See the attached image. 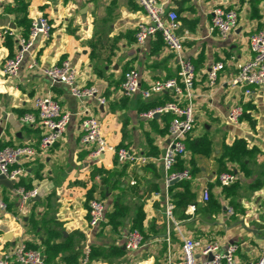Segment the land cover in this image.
Returning <instances> with one entry per match:
<instances>
[{
  "label": "crops",
  "instance_id": "1",
  "mask_svg": "<svg viewBox=\"0 0 264 264\" xmlns=\"http://www.w3.org/2000/svg\"><path fill=\"white\" fill-rule=\"evenodd\" d=\"M166 10L178 14L176 33L182 39V56L195 68L193 86L194 127L190 138L206 136L211 141L208 154L187 150L179 158L183 170L192 175L186 180L193 201L183 209L172 212L173 220L165 215V204L182 190L178 182L166 183V171L161 156L168 142V132L161 115L142 116V103L147 99L139 94L124 96L120 91L123 73L135 69L141 88L155 80L177 76L178 58L170 53L156 34L142 45L135 42L138 23L146 19L144 11L134 0H7L0 6V29L13 33L0 39V68L16 49V41L26 36L31 17L42 14L52 24L48 37H37L16 76L0 72V148L5 145L36 144L44 129L28 125L19 117L35 113L34 98L49 95L70 121L63 137L47 152L21 157L17 166L24 172L13 189L0 184V198L5 211L0 210V255L24 242L28 248L43 253L44 238L49 232L56 236L50 243H67V251L59 252L49 264H80L85 249H101L87 264H169L181 255L182 237L200 242H217L222 249L238 244L239 262L254 261L264 248V88L248 86L250 93L231 84L236 63L252 58L250 35L264 25V0H259V17L251 15L250 0H159ZM216 6L233 8L238 13L237 27L227 38L210 31L212 9ZM23 18L26 21H23ZM68 59L78 70L81 86H96L105 103L97 99L78 100L65 84L52 82L41 69ZM36 62L30 69L28 64ZM216 61H224L216 83L209 86L207 71ZM166 101L169 93H162ZM151 97H162L154 94ZM185 103V101H182ZM239 104L243 113L238 125L227 121L229 109ZM84 108L97 118L106 140L148 157L143 164L120 163L110 154L92 158L89 149L80 144V120ZM154 119V121L152 120ZM245 138L248 148L259 152L249 163L250 175L245 177L240 165L222 157L223 149L237 138ZM176 164L172 170L176 169ZM232 172L245 183L231 205L224 198L218 175ZM259 180L260 185L247 184ZM36 189L20 212L14 189ZM220 204L207 207L202 191ZM92 198L104 202L106 213L120 204L124 212L117 226L104 220L97 227L88 223V202ZM194 210L189 211V206ZM226 206L233 208L228 214ZM141 217V220H140ZM140 221V222H139ZM139 224L144 242L136 250L124 248V237ZM36 224V225H34ZM138 230V228H137ZM44 256V255H43Z\"/></svg>",
  "mask_w": 264,
  "mask_h": 264
},
{
  "label": "built area",
  "instance_id": "2",
  "mask_svg": "<svg viewBox=\"0 0 264 264\" xmlns=\"http://www.w3.org/2000/svg\"><path fill=\"white\" fill-rule=\"evenodd\" d=\"M144 11L146 19L137 24L135 30V42L142 45L148 38L159 34L167 50L178 58V72L176 77L153 81L146 88H141L139 74L135 69L126 70L120 83V91L126 97L139 94L148 99L154 94L167 92L171 99L164 104L149 109L142 113L145 118H153L155 114L171 113L173 115L168 127V142L161 156V162L166 171V183L174 180H189L192 175L188 168L172 170L178 159L185 156L184 139L194 127L193 114V86L195 80V68L192 61L182 56V39L176 33L178 29V14L174 10H166L159 0H134ZM7 0H0V6ZM238 13L233 8L216 6L212 9L209 30L216 31L221 38H227L237 27ZM52 24L42 14L31 17L28 33L20 36L16 41L14 53L7 57L0 68V72L8 77L17 75L24 60L25 54L37 37H48ZM12 29H0V39L11 35ZM249 49L252 58L236 63V74L231 79V84L243 89L245 95L250 93L248 86L264 88V25L253 32L249 37ZM224 61L214 62L207 71L209 86L216 83L219 71L223 70ZM36 62L28 64V68H36ZM42 73L52 82L65 84L70 93L78 100L97 99L103 105L105 98L99 93L96 86H81L78 84L77 68L70 60L64 59L60 64H54L41 69ZM182 101H185L183 103ZM35 113L26 112L19 119L28 125L38 124L44 129L36 144L26 143L21 145H5L0 148V175L8 180L16 181L24 172L17 166L21 157H32L38 152H47L61 140L70 121V113L63 111L60 104L49 95L34 98ZM242 107L237 104L231 107L226 115L228 122L238 125L242 116ZM80 120L81 137L80 144L89 149L92 158L110 154L116 157L120 163L143 164L148 157L132 152L126 147L110 144L104 137L97 118L89 113L87 108L82 111ZM236 180L232 172H222L218 175L221 187L228 186ZM18 196V208L24 210L26 204L37 195V190H24L22 187L14 189ZM209 191H202V199H209ZM173 203L168 199L165 204V215L168 220H173ZM6 204L0 198V210L5 211ZM194 210V205L189 206V211ZM106 207L102 200L92 198L88 202V223L90 227H97L103 220ZM228 214L233 213L231 206H226ZM144 236L137 230L128 231L124 237V248L136 250L143 245ZM239 246L236 243L227 245L224 249L215 241L200 242L191 237H182L181 255L176 261L169 264H264V248L261 249L258 258L254 261L239 262L236 252ZM90 249H85L80 264H87ZM0 264H46L43 254L38 249L28 248L22 241L8 251L0 255ZM58 264H73L61 262Z\"/></svg>",
  "mask_w": 264,
  "mask_h": 264
},
{
  "label": "trees",
  "instance_id": "3",
  "mask_svg": "<svg viewBox=\"0 0 264 264\" xmlns=\"http://www.w3.org/2000/svg\"><path fill=\"white\" fill-rule=\"evenodd\" d=\"M251 1V15L253 17H259L258 15V9L257 5L259 0H250ZM23 21H26L25 18H23ZM158 36H160L158 34ZM161 37V36H160ZM162 97H150L146 101L142 103V108L144 112L155 108L159 105H162L166 102V96L164 94H161ZM173 115L171 113H164L161 114V120L164 122V127L162 129H159V132H168L169 123L172 119ZM154 121V119H152ZM184 144L186 150H189L192 153H198V154H208L211 149V141L208 137L202 136L200 138H190L186 136L184 139ZM257 155H259V152L256 148H248L247 147V141L245 138H237L233 141V143L229 146H225L223 149L222 157H225L228 161H235L240 165L241 170L244 173L245 177H249L250 170H249V163L252 161L253 158H255ZM176 169L180 170L183 168V164L180 160L176 163ZM261 182L259 180L252 181L251 183L247 184L250 187L258 186ZM245 183H243L239 178H236V180L228 185L222 187V193L224 195L225 199H228V202L233 205L232 199L235 196H238L240 192L242 191V188L244 187ZM175 186H179L182 188L181 191L176 192L172 195V203L174 205V209L180 208L183 209L185 206H187L188 203L193 202L195 205L196 203L193 201V194L190 192V186L188 181L181 180L178 181ZM28 188H25L27 190ZM205 205L207 207H216L217 210H220V204L210 197L206 202ZM120 209V204L117 202L115 203L114 210L110 213H106V217L108 218V221L110 224H112L114 227L117 226L124 216V212H122ZM174 212V211H173ZM141 220V217H140ZM140 222V221H139ZM36 225V224H34ZM140 229L139 224H133L132 229ZM56 236V234L53 232H49L46 235V238H44V261L46 264H49L53 261V259L57 256L59 252H65L67 251V243H50V240L53 239ZM101 249H98L97 251H91L90 257H93L97 255V253H100ZM67 263H70L71 254H66Z\"/></svg>",
  "mask_w": 264,
  "mask_h": 264
},
{
  "label": "water",
  "instance_id": "4",
  "mask_svg": "<svg viewBox=\"0 0 264 264\" xmlns=\"http://www.w3.org/2000/svg\"><path fill=\"white\" fill-rule=\"evenodd\" d=\"M155 116H159V114H155L153 117H155ZM172 182H176V180H174ZM14 183H15L14 180H8L4 175H0V184H4L5 186L13 189ZM33 199L35 200L36 196Z\"/></svg>",
  "mask_w": 264,
  "mask_h": 264
}]
</instances>
